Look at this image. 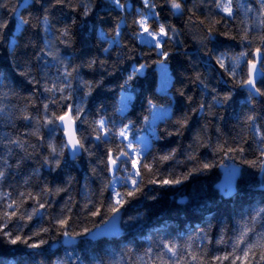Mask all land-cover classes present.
<instances>
[{"label":"trees","instance_id":"1","mask_svg":"<svg viewBox=\"0 0 264 264\" xmlns=\"http://www.w3.org/2000/svg\"><path fill=\"white\" fill-rule=\"evenodd\" d=\"M252 2L253 0H248V3L252 4ZM4 3L7 6L0 7V20L7 23L8 27L2 29L5 39L0 40V73L7 77L4 83L11 85L19 94L4 103L11 102L23 106L24 101L21 98L35 92L33 85L28 83L29 78L19 74L25 70L24 65L29 59L33 65V74H37L35 67L37 62L33 56L36 49L32 47L25 49L24 44L33 40L42 46V39L47 33L44 32L41 24L39 28L34 27L26 33L17 34L15 25L18 23V15L31 19L33 25H36V18H42L48 0L41 2L32 0L27 5L22 4L20 0H4ZM79 3L80 0H72L70 6L49 8L48 13L54 29L67 26L70 30V45H58L66 63L80 65L93 58L104 62V67L98 64L94 69L81 68L80 76L83 80L95 82L102 79L103 83L95 87L89 96H83V92L88 91L87 88H84L83 92L74 91L75 103H81L83 97L82 106L88 121L105 116L119 122L122 116L116 112V109L119 107L120 95L122 92L130 93L132 100L123 117H127L125 123L128 120L135 122L130 133L135 137L144 133L148 127L149 121L145 124L143 118L148 116L150 120L152 115L148 110L149 99L159 107L167 106L170 118H186L188 125L181 129L180 134H175L174 123L157 121L155 136L162 138L151 137L150 151L153 156L158 157L176 149L174 160L158 165L160 176L169 178L168 173L172 172L176 177H181L190 171L192 175L180 185L165 187L150 184L146 178L142 192L134 198L125 197L121 205H117L121 212L122 234L114 238L94 240L89 234L81 236L79 233L84 229L93 231L112 215L108 207V201L111 200L110 192L100 195L106 180L111 176L109 173L106 177L100 172L99 167L93 163L95 157L90 158L87 153H82L73 160L65 150L62 167L55 170L42 166L43 157L47 153L41 148L37 149L41 154L25 160L20 169L15 168L16 157H12L10 163L13 164V168L9 170L3 191L13 192V195L16 191L35 193L39 192L40 187L45 183L50 187H66L68 191L48 197L51 201L50 205L46 204L44 209H40L39 214L33 217L31 222H21L27 224L21 233L24 236H32L34 232L43 228L49 229L29 241L40 243L43 240L41 247L33 249L24 244L13 245L7 238L0 237V264H114L115 261H133L136 257L143 256L149 247L156 250L162 242L173 241L184 245L195 240V244H198L196 238L201 230L207 232L212 240V244L208 245L209 257L213 254L222 255L230 248L215 243L221 233L225 234L226 239L234 236L235 229L242 219H246L255 208L264 207V189H258V186L264 184V172L259 166H250L251 162L260 158V151L257 142L253 139L252 129L246 122L247 116L253 115L258 117L256 123L264 128V97H258L253 103H248L247 91L239 87L217 63V57L221 53L236 57L240 52L248 50L241 44L239 38L232 39L237 35L239 19L235 22L223 21L222 14H216L214 5L200 4V0H195V3L193 0H188L185 14L173 16L167 6L161 9L162 0H158L156 10L160 12V21L173 26L178 33L177 42L168 48L169 55L165 64L171 79L165 93L157 90L155 63L156 60L164 57L150 52L148 45L143 43L140 37L134 38L132 35V21L138 18L136 9L141 7L137 0H121V3L126 5V10L114 8L109 0H91V3L84 0L90 8L88 15H84L78 7ZM129 5L131 7H127ZM248 15L255 18L256 14L252 12ZM121 17L126 18V24L121 25L126 35L120 38V46H117L112 44L111 37L115 35L114 27ZM189 17L192 23H189ZM241 18H243L242 12ZM200 21H203V24ZM209 28L217 34L205 47L201 39ZM250 36L257 37L250 49L251 52H255V49L260 47L259 36L256 32L250 33ZM12 40L20 45L15 58L10 54ZM103 48H108L109 52H103ZM47 59L50 65L54 63L51 57ZM139 64H147L148 67L144 69L143 74L130 82L126 89H121L119 86L124 83L132 68L138 67ZM56 73V67H51L50 75L55 77ZM197 75L202 76L221 97L231 92L232 100L213 107L204 115L193 112L201 102L210 100L208 95H202V86L195 81ZM76 88H78L77 82L73 81V89ZM3 91H8V88ZM181 91L184 93L183 96L180 95ZM188 97H192L191 102ZM42 100L44 95L39 96L36 103L39 104ZM24 124L22 120L16 121L18 131H28ZM76 124L87 134L86 130H89L87 123L81 125L80 121H77ZM205 127L206 138L194 151L197 160H188V153L192 151L189 145L194 144V137L201 128ZM2 130L13 131L11 127ZM167 132L174 134L169 136ZM41 133L47 141L49 129H41ZM52 135L57 144L64 140L60 131ZM30 139L33 143L36 142V138ZM95 143L93 134L89 137L87 146L99 155L104 151V146L93 147ZM221 144H224L226 149L242 147L244 151L242 154L227 150L217 151V147ZM205 163L211 167L194 170L201 169ZM230 165L239 167V176L234 195L226 198L218 191L216 184L221 178L222 171ZM94 167H97L96 175L92 173ZM34 169L39 170V175L32 179L31 187L23 186V179ZM116 188H121L119 182ZM69 196L72 197L69 204L71 220L68 228L71 235L65 236L64 230L56 220L69 215V213H61ZM124 200L127 202L125 203ZM101 201H104L103 206ZM31 205L32 201L28 200L25 207L31 211ZM97 209L100 210L101 215L93 216L91 213ZM10 228L15 232V223L10 225ZM67 240H71V243H66Z\"/></svg>","mask_w":264,"mask_h":264},{"label":"snow or ice","instance_id":"2","mask_svg":"<svg viewBox=\"0 0 264 264\" xmlns=\"http://www.w3.org/2000/svg\"><path fill=\"white\" fill-rule=\"evenodd\" d=\"M31 2L32 0H25V5ZM36 2H41V0H36ZM71 2L72 0H48V6L44 7L42 18H36V25H33L31 19H25L19 15L17 17L18 23L15 25L17 34L26 33L34 27L39 28L41 24L44 32L47 33L42 39V46L33 40H29L24 44L25 49L28 47L36 49L33 56L37 62L35 65L37 74H33V65L31 59H29L24 65L25 70L19 74L29 78L28 83L33 85L35 92L30 96L21 98L24 101L23 106L11 102L4 103V101H10L12 97L19 94L11 85L4 83L7 77L0 73V237L7 238L10 244H24L33 249L40 248L44 241L41 240L40 243H30L29 241L33 237L39 236L41 232L49 231V229L43 228L41 231L34 232L32 236H24L21 233L27 224L21 222H31L33 217L39 214L40 209H44L46 204L50 205L51 201L48 197L58 195L60 192H67L68 189L66 187H50L45 183L43 187H40L39 192L35 193L16 191V194L13 195V192L3 191V186L8 180L9 170L13 168V164L10 163L12 157H16L15 168L20 169L25 160L32 159L34 155L39 156L41 153H38L37 149L41 148L47 153L43 157L42 166L55 170L62 167L65 150L71 152L73 160L77 159L82 153H87L90 158L94 156L93 163L99 167L100 172L104 173L106 177L109 173L111 174V178L106 180L104 188L100 192L101 196L105 192H110L111 195L108 207L112 212V216L109 217L108 221H105L106 224H109V231L116 229L115 218L119 212L117 205H121L125 197L134 198L142 192L146 178L150 184H159L161 187H165L180 185L188 179V176L192 175V171H190L187 175L181 177H176L172 172L168 173L169 178L160 176L158 165L174 160L176 149L157 157L152 155L150 151L151 144L146 137L140 139V146L134 143L136 137L130 135V133L135 122L128 120L125 123L127 117H123V113L132 100L131 95L121 96V106L116 109V112L122 116L119 122L105 116L91 121L86 119L87 114L82 106L83 97H81V103L77 104L73 92H83V89L87 88L88 91L83 92V96L91 95L93 89L99 87L103 80L95 82L83 80L80 76V70L84 67L94 69L98 64L100 67H104V62L93 58L83 64L73 65L70 62L66 63L65 58L61 56L58 45H70L71 33L67 26L62 29H54L48 13L49 8L70 6ZM137 2L141 7L136 9L138 18L132 21V35L134 38L147 37L144 42L148 45L149 51L155 52L157 56L164 57V59L156 60L155 63L161 66V91L166 93L170 77L164 65L169 55L168 48L174 42H177L178 33L173 26L160 21V12L156 10L158 0H137ZM187 2L188 0H162L160 6L161 9L167 6L173 16H183ZM88 3H91V0H88ZM88 3L80 0L78 4L84 15H88L90 12ZM109 3L114 8L126 10V5L121 3V0H109ZM193 3H195V0H193ZM200 4L214 5L216 14H222L221 20L223 21L235 22L239 19V25L236 29L237 35L233 36L232 39L239 38L241 44L248 50L240 52L236 57L221 53L217 57V63L223 72H226L229 77L237 82L239 87L246 89L248 103H253L258 97H264V90H262L264 89V0H253L252 4L248 3V0H243V2L241 0H200ZM6 6L4 0H0V7ZM127 7H131V5ZM13 12L15 13V9H13ZM241 12L243 18H241ZM252 12H255V18L249 17L248 14ZM219 22L217 21V23ZM189 23H192L191 17H189ZM200 23L203 24V21H200ZM122 24H126L125 17H121L120 21L115 24V35L111 37L112 44L117 46H120V38L126 35L121 29ZM7 27V23L0 20V40L5 39L2 29ZM253 32L257 33L260 42V47H257L255 52L250 51L257 38L256 36H250V33ZM216 34L212 28H209L206 35L201 39V43L207 47V43L211 42ZM19 47L20 45L15 40L11 41L10 54L13 58H15ZM102 51L108 53L109 49L103 48ZM48 57H51L53 64H49ZM51 67L57 69L55 77L50 75ZM147 67V64H139L138 67H133L124 83L119 87L126 89L130 82L143 74L144 69ZM61 68L63 71H61ZM73 81H76L78 85L75 90L73 89ZM195 81L202 86V95H208L210 100L201 102L198 107L193 109V112L204 115L206 111H211L213 107L232 100L231 92L221 97L216 89L211 88L202 76L197 75ZM5 88H8V91H3ZM41 95H44V100L37 104L36 99ZM180 95L183 96L184 93L181 91ZM188 100L191 102L192 97H188ZM148 110L153 114V124L155 120L174 123L176 127L175 134H180L181 129L188 125L186 118H170L169 112L166 109H160L152 99L148 100ZM143 119L144 123L147 124L149 117L145 116ZM257 119L258 117L253 115L246 118L248 127L252 129L253 139L257 142L260 151V158L251 162L250 166H259L260 170L264 172V147H261V145H264V128L256 123ZM17 120L24 121V127L28 131H18L16 127ZM77 121H80L81 125L88 124L87 134L77 127ZM7 127H11L13 131L2 130ZM44 128L49 129L47 141L41 133V129ZM56 131L62 132L65 138L59 144L55 143V138L52 135ZM152 131L154 133L156 129L153 128ZM205 133L206 127L201 128L194 137V144L189 145V149L192 151L188 153V160H197L194 151L197 146L203 143L206 138ZM93 134L96 142L93 147L104 146V151L99 155H96L87 146L89 137ZM166 134L170 136L174 133L167 132ZM32 137L36 138L35 143L30 139ZM154 138L161 139L162 137L155 136ZM225 150L240 154L244 151L242 147L226 149L224 144L217 147V151ZM149 159H151V162H149ZM97 167L92 169L93 175L97 174ZM210 167L211 165L205 163L201 169L194 170H204ZM120 173H124V175H120ZM235 174L236 170L233 169L231 175ZM38 175L39 170L34 169L29 176L23 179L22 185L31 187L32 179ZM117 182L121 185L120 189L116 188ZM9 186L11 187V185ZM37 186L39 187V185ZM228 187H231L230 183ZM28 200L32 201L31 211L25 207ZM71 200L72 197L69 196L65 207L61 209L62 214L69 213V215H64L63 218H57L56 220V223L64 230L63 234L65 236L71 235L68 231L71 220V208L69 207ZM124 202L126 203L127 200H124ZM103 205L104 201H101V206ZM91 214L97 216L101 215V212L97 209ZM14 223L15 232L10 228V225ZM90 232V229H84L79 235L85 236ZM196 239L199 241L198 244H195V240L184 245L173 241L162 242L156 250L149 247L143 256L136 257L133 261H115L114 264H225V262L227 264H264V207L255 208L246 219H242L237 229H235L234 236L226 239L225 234L221 233L215 243L230 248V250H225L222 255L213 254L209 257L208 245L212 244V240L204 230L197 234Z\"/></svg>","mask_w":264,"mask_h":264},{"label":"water","instance_id":"3","mask_svg":"<svg viewBox=\"0 0 264 264\" xmlns=\"http://www.w3.org/2000/svg\"><path fill=\"white\" fill-rule=\"evenodd\" d=\"M244 90H246V89H244ZM68 154H69L70 158L73 159L70 151H68ZM233 169L236 170L235 175H231V172ZM110 176H111V174H110ZM238 176H239V167L236 165H230L228 168H225L222 171L221 178L217 182L216 188L224 197L229 198V197L234 195V193L236 191V181L238 179ZM229 183L231 185L230 188L228 187ZM258 189H264V184L258 186ZM120 217H121V212L119 211L116 215V218H115L116 219V229L114 231H109L108 230L109 224L104 223V224L98 226L97 228H95L93 231H91L89 233V237L91 239L96 240V239H100V238H114V237L120 236L122 234V228L120 225ZM66 243H71V240H67Z\"/></svg>","mask_w":264,"mask_h":264},{"label":"rangeland","instance_id":"4","mask_svg":"<svg viewBox=\"0 0 264 264\" xmlns=\"http://www.w3.org/2000/svg\"><path fill=\"white\" fill-rule=\"evenodd\" d=\"M10 1H15V0H10ZM21 1V3L23 4V3H25V0H20ZM140 39H141V41L143 42V43H145L144 42V40L145 39H147V37H140ZM157 90L158 91H161V66L160 65H158L157 64ZM164 67L167 69V65L165 64L164 65ZM167 72H168V69H167ZM168 76L170 77V75H169V72H168ZM170 79H171V77H170ZM170 83V82H169ZM167 91V90H166ZM162 92V91H161ZM122 95H130V93H128V92H122L121 93V95H120V99H119V107L121 106L120 105V100H121V96ZM118 107V108H119ZM160 109H166L168 112H169V108L167 107V106H163V107H159ZM157 121H159V120H155V123L157 122ZM155 123L153 124V114L151 115V118H150V120H149V123H148V127H147V129H146V131L144 132V133H142L141 135H139L138 137H136V139L134 140V143L135 144H137L138 146H140L139 145V141H140V139L141 138H147L148 139V141H149V143L151 142V137L152 136H155V132L153 133V128H155Z\"/></svg>","mask_w":264,"mask_h":264}]
</instances>
